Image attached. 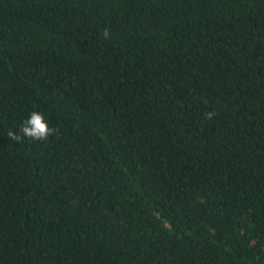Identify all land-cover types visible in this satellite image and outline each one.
Wrapping results in <instances>:
<instances>
[{"label":"trees","instance_id":"trees-1","mask_svg":"<svg viewBox=\"0 0 264 264\" xmlns=\"http://www.w3.org/2000/svg\"><path fill=\"white\" fill-rule=\"evenodd\" d=\"M0 264H264V0H0Z\"/></svg>","mask_w":264,"mask_h":264},{"label":"clouds","instance_id":"clouds-1","mask_svg":"<svg viewBox=\"0 0 264 264\" xmlns=\"http://www.w3.org/2000/svg\"><path fill=\"white\" fill-rule=\"evenodd\" d=\"M108 36L107 30L104 33ZM215 113H205L207 119H212ZM58 129L50 126L46 120L44 113L40 111H33L30 116L23 121L19 127V134L17 132L9 130L7 136L12 140L21 142L24 138L33 141H46L50 136L55 135Z\"/></svg>","mask_w":264,"mask_h":264}]
</instances>
